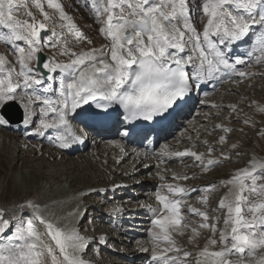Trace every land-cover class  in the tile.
I'll return each mask as SVG.
<instances>
[{"label":"snow or ice","instance_id":"1","mask_svg":"<svg viewBox=\"0 0 264 264\" xmlns=\"http://www.w3.org/2000/svg\"><path fill=\"white\" fill-rule=\"evenodd\" d=\"M31 3L40 11L43 22L28 10V0H0V29L7 30L0 31V42L10 47L19 65L18 69L11 65L6 68L0 57V107L19 100L24 126L30 127L39 116L35 134L56 129V146L60 148L81 141L70 118L79 115L78 110L85 105L94 103L102 109L97 113L101 119L111 115L109 109L115 107L128 121L150 122L171 115L170 110L186 102L201 83L251 75L239 65H264V0H88L99 32L109 43L82 52L73 51L69 44L92 41L61 3L47 0V7L58 13L60 23L45 11L42 0ZM21 8L31 22L18 18ZM49 26L50 35L42 40L41 31L49 30ZM57 28H66L67 32H57ZM69 35L75 39L70 41ZM241 46L249 48L243 54L249 59L232 55ZM45 47L71 57L70 63L56 60L55 53L41 63L38 54ZM7 124L0 116V126ZM224 141L225 137H220V142ZM168 149L165 144L160 155L194 157L205 171L216 163L213 159L205 162L202 153ZM120 150L124 151L122 147ZM208 151L211 154L214 150ZM164 162L159 159V163ZM250 165L224 182L236 191L230 189L232 198L225 196L219 202V209H226L223 229L208 223L211 217L207 212L187 206L190 214L200 218L198 226L191 228L189 242L200 236L199 229L212 233L195 254L194 264H264V185L257 184L264 179V163L253 160ZM159 178L165 180L163 175ZM173 179L188 177L174 175ZM163 187L167 193H154L161 207L147 206L153 213L151 225L158 230H150L152 260L158 264H192L187 258L193 254L178 247L173 238V233L185 235L192 223L182 213L189 191L179 185ZM203 191L207 193L208 189ZM200 202L206 205L207 195ZM25 209L30 211L28 217L22 215ZM161 241L168 247L157 254ZM98 243L106 244L107 240L101 237ZM89 244L77 230L64 231L48 220L41 206L32 201L17 205L9 218L0 209V264H42L46 256L50 264H90L83 258ZM140 251L148 249L142 247ZM169 252L182 253L183 260L179 255L167 256Z\"/></svg>","mask_w":264,"mask_h":264},{"label":"rangeland","instance_id":"2","mask_svg":"<svg viewBox=\"0 0 264 264\" xmlns=\"http://www.w3.org/2000/svg\"><path fill=\"white\" fill-rule=\"evenodd\" d=\"M57 2L61 3L71 20L83 33L88 34V38L92 41L91 44L86 42L77 45L69 44V47L72 48L73 51L82 52L94 47L99 49L101 46L97 47L98 45L101 43L106 44L105 41L107 40L99 32L100 25L96 23L90 11L88 0H57ZM28 3V10L33 13L37 21L43 22V16L40 11L32 5L31 0H28ZM42 3L45 11L50 15H54L57 22L60 23L58 13H56L54 9H49L47 7V0H42ZM24 12L25 9L21 8L18 13V18L31 22V18L24 15ZM56 30L57 32H67L66 28L63 30L57 28ZM0 31L6 32L7 30L0 29ZM49 35L50 26L49 30L41 31L42 40ZM74 39L73 36L69 35L70 41ZM42 52L46 53L50 59H52L55 53V59L60 62H68L71 60L69 56L60 55L55 48L45 47ZM12 53L13 51L10 47L0 42V57L3 58L6 54L11 57V61H14L12 64L18 65L16 57ZM34 63L35 62L32 63V66ZM18 68L19 65L17 66V69ZM245 71L251 73V75H246L243 80L244 82L237 85H235V83L225 85L213 95V97L207 99L197 108L196 112H198L199 115L195 116L190 124H187L185 131H183L180 136V138L183 137L182 139L173 136L170 138L171 141L168 140L169 143L172 141L174 142V145L169 144L168 150L170 152H176L187 145L186 147L192 151L197 150L203 153L207 159L218 158L221 160L216 166H210L207 171H205L199 163L194 164V162L197 161H192L191 164L193 165H191L188 161L190 158L186 159L187 162L184 161L183 158L179 159V161L172 162L169 160L170 157L160 156L161 149L164 146L163 143L155 150V154L158 153L160 158L156 159L155 156V158L152 159L155 160L154 167H149V164L145 167L146 164H143L144 160H142V165L140 167H145L148 171L145 174H141L142 168H138L139 174L130 176L132 175V171L140 164L137 163V159L135 160L134 156H130L124 161L122 158L120 161H116L109 157L111 154L115 153L114 149L107 148L106 146H98V151L95 149L94 154H91V158H94L91 161L83 157V155L86 156L87 154L67 156L59 152V156L52 152H58L59 149L51 145L45 146L43 144L40 145L39 143L25 141L24 138L22 139L20 136L18 137V135L12 133V131L5 129L7 128L6 126H0V134L2 133L6 137L5 142L0 144V209H4L6 218H9L12 216L13 212L16 211L17 205L25 201H32L41 206L42 214L48 220L59 226L58 223L61 221L63 213L66 215V212H68L67 210L70 208L69 205L71 204L66 202L62 205L56 204V206L54 205L51 207V203L45 204L42 196L44 184L47 180L53 179L52 189L59 184L66 183L69 191L72 192L73 199H75L74 201L79 200V203L85 206L87 210L89 206H91V209H89L88 214L82 222H71L59 226L64 231L75 229L92 241V245L83 255L85 260L90 261V264H158V262L152 260L153 244L150 235V230H158L153 229L151 223L148 222V225L147 222L142 221L148 213L144 208L149 210L147 207L148 205L151 207L155 204H157V206L159 205L155 200L154 193L157 190L167 193V188L163 187L164 185H179L189 191L186 206L182 208V213L185 219L192 223L189 225V229L185 235L180 236L173 233V238L178 247L193 254L189 256L187 260L194 264L196 253L193 248L202 249L207 240L212 237V233L208 229H199L201 233L200 236L193 242H189V236L192 235L191 228L198 226L200 218L190 214L187 206L207 212L211 217L208 223L216 224L218 229H223L226 210L219 209V202L221 198L229 195L231 186L226 185L224 182H221V180L234 176L243 169V162L247 160V155L242 152L243 148L256 149L260 155L259 148L251 136L253 133L258 135L260 125H264V65L252 66ZM0 74L3 75V73ZM240 80H242V78H237L236 82ZM238 88H242L241 91H236ZM17 102L20 104L19 100ZM234 102L243 104L244 110L235 112L230 110L228 106L230 103L233 104ZM217 104L221 105V107L217 108ZM3 108L4 106L0 107V111ZM223 116L225 117L223 118ZM228 117H230V120H237L231 123L227 120ZM242 118L249 119L251 124L248 126L237 124ZM223 128L230 129V131L225 132ZM240 128H242V130H240ZM245 128L247 130H245ZM222 136L225 137L223 143L220 142V137ZM201 139L204 141L206 140L209 146L212 147L211 149L214 148L211 154H209L208 151L210 147H207V144H201L200 142H203ZM259 141L262 150H264V137H259ZM234 145L236 147H233ZM250 152L255 153L254 151H249V154ZM197 153L199 154V152ZM153 157V155L150 156V159ZM161 158L165 160L164 163H159V159ZM193 160H195V158H193ZM157 165L159 166L157 167ZM161 175L165 177V180L162 181L159 178ZM174 175L177 177L187 176L188 179H173ZM15 177H18L19 182L21 178L25 179V185H23L21 189L15 190ZM149 179L153 182L149 183ZM116 180L121 183L122 186L126 187V193L124 190L120 191V193L123 192V196L113 197L110 193H98V190L101 191L106 189L107 186L117 184ZM247 183L250 184V181ZM209 184L215 187L209 188ZM257 184L264 185V179L258 180ZM198 185L200 186L197 187ZM93 189H96V191L90 194L89 191L91 192ZM204 189H208L207 193L203 191ZM82 192L83 195H79ZM95 193L99 195H94ZM137 193L139 194L136 195ZM169 195L170 198H174L171 197V194ZM204 195H207L206 205L200 202ZM245 195H248V193L246 192ZM47 199L46 201H48ZM253 199H255V197H253ZM158 207L160 208L161 206L159 205ZM119 208L121 210H118ZM138 209L141 210L137 212ZM132 210L136 212L134 213ZM126 211L130 212L127 216H124L126 219H122V213ZM100 213H104L105 216L100 215ZM133 213L135 215H133ZM118 214L122 215L118 217ZM22 215L23 217H28L30 211L25 209ZM108 216L113 219V222L116 217H118V221L120 222L118 223L117 220H115V223L111 225L112 221ZM136 216L140 218L138 221L134 219ZM145 224L148 226L145 227ZM127 227L128 230L126 232L123 231ZM40 230L43 231L42 228ZM111 232L114 237L109 235ZM125 233L128 234V236H126ZM115 234L117 235L115 236ZM108 236L110 237L107 238ZM131 236H133V238ZM101 237L106 238V244L98 243ZM218 237L219 233L217 232L216 238L218 239ZM44 239L54 247V242H52L49 237L45 236ZM122 240L124 242H122ZM137 241H139L140 244L137 243ZM116 242H119V244ZM135 242L137 243L136 246H134ZM140 246L148 249V251H140V248H142ZM166 247H168V245L165 242H159L157 254H160ZM218 249L219 245L216 246V250ZM134 251H136V253H134ZM56 255H59L58 250L56 251ZM178 255L181 257V260H183L182 253H167L169 257ZM42 264H50V257L46 256ZM159 264H163V262L161 261Z\"/></svg>","mask_w":264,"mask_h":264},{"label":"bare ground","instance_id":"3","mask_svg":"<svg viewBox=\"0 0 264 264\" xmlns=\"http://www.w3.org/2000/svg\"><path fill=\"white\" fill-rule=\"evenodd\" d=\"M72 38V37H71ZM73 39H74V36H73ZM71 40V39H70ZM97 49V48H96ZM246 53V52H245ZM243 56V55H242ZM4 57V56H3ZM10 58V57H9ZM244 59H249L248 57L246 56H243ZM246 59V60H247ZM11 61V58L8 59V60H5L4 59V62H5V67L7 68L9 65H12V61ZM70 63V62H69ZM213 97V96H212ZM39 103V102H38ZM20 105V104H19ZM21 107V105H20ZM22 108V107H21ZM23 110V109H22ZM88 106L85 105L83 106L81 109H79V115L77 116H74V117H71L70 118V123L71 121H77L78 119H80V116L83 115L84 113L86 114V112L88 111ZM35 123H34V126L35 128L34 129H28V130H25L26 127L24 126L23 123H20V124H7V125H4V127L6 126L7 128L5 129H8V131H12V133L18 135V137L20 136L22 139L24 138L25 141H30V142H35V143H39L40 145H45V146H53L57 149H59L58 152L56 151H52L54 154L56 155H59V152H61L62 154L64 155H67V156H75V155H80L82 150H83V147H80V144L78 142H73V143H70L69 147L67 148H60V147H57L56 145H58L59 141L56 140V136L58 134V131L56 129H48V130H44L43 132V135H37L35 134V129L36 127H38V120H39V116L35 117ZM78 122V121H77ZM191 122V121H190ZM73 126L76 127V122L75 123H71ZM185 131V130H184ZM181 135V132L179 133ZM172 134L169 133L168 134V137L166 139V142L164 144H170V145H174V142H168V140L172 137L171 136ZM180 135H176L177 137L176 138H180ZM112 137V138H111ZM110 140H95L93 142L94 143H97L96 145V151H98V146L99 145H103V146H106L107 148H112L114 149V152L113 154H111L109 157L110 158H113L115 159L116 161H120V159L122 158L123 161L126 160L127 158H129L130 156H134L135 159H139V165L132 171V175L130 176H133V175H138L139 174V169L138 168H142L141 170V174H145L148 170L145 168V167H140L142 165V160H144L143 164L145 163L146 165L149 164V167L150 166H153L154 167V164H155V160H152L155 158L156 156V159L160 158L159 157V154L156 153L154 151H152L151 149H148L151 147V142L149 143H146L145 147H147L146 150H142V151H138L136 150V148H134L133 145H131L130 143L127 142V140L125 139H122L124 137L122 136H117V135H114V136H111ZM5 136L1 133L0 134V144H2L3 142H5ZM183 137H181L180 139H182ZM42 142V143H41ZM201 144L205 145L204 142H200ZM99 144V145H98ZM119 145V147L117 146ZM208 146V145H207ZM213 146V145H212ZM121 147L124 149V151L122 152L120 149ZM50 148V147H49ZM93 150V149H92ZM108 150V149H107ZM185 150H191L189 149L188 147H182V149H180L179 151L180 152H183ZM51 151V150H50ZM110 151V150H109ZM108 151V152H109ZM192 151V150H191ZM154 152V153H153ZM38 154V153H37ZM91 154L93 155L94 154V151H91L90 153H87V155H83L84 158H88V160H93L91 158ZM154 156L153 158L150 159V156ZM251 156V161L255 160L256 162L258 163H264L262 162L261 160L258 159V157L256 156L255 153L253 152H250L249 154ZM60 156V155H59ZM161 156V155H160ZM187 159V158H190V160H188L190 163H192V161H196V160H193L194 157H191V156H185V157H176V156H171L169 158L170 161H179V159ZM149 159V160H147ZM163 159V158H161ZM147 160V161H146ZM137 161V160H136ZM250 162H248L246 168L250 167ZM92 163V162H91ZM69 167V166H68ZM72 169V168H71ZM64 171V170H63ZM150 177V176H149ZM21 181L19 182V179L18 177H15L14 178V187H15V190L16 189H21V187H23V185H25V179L21 178L20 179ZM53 179H49L45 182L44 184V192H43V196H42V199L45 201V204H52L51 207H53L54 205L56 206V204H60L62 205L63 203H70L71 205L70 208L67 210L68 213H66V215H64L63 213V216L61 218V221L58 223L59 226H62L68 222H75L77 223V220L80 219V215H83L85 214V212L83 211L84 210V207H81L82 205L79 203V200L77 201H74L75 199H73V196H72V192L69 191V188L66 186V183L64 184H59L57 185L56 187H54L52 189V181ZM156 180V179H155ZM154 180V181H155ZM228 181V180H227ZM147 182V180H146ZM153 182L151 179H149V183ZM231 186V191L232 192H235L236 189L233 188L232 185H229ZM124 188V186H122L121 184H113L112 186H107L106 189L104 190H101L99 191L98 190V193L99 194H103V192H110L112 193L113 191L116 192V191H122ZM19 191V190H18ZM93 191H96V189H93L91 190V192L89 191V193H93ZM98 193H95L94 195H97ZM98 194V195H99ZM139 193H137L136 195H138ZM79 195H83V192L80 193ZM115 195H120L119 194H115ZM229 196V195H228ZM120 197V196H119ZM126 197V196H125ZM48 198V199H47ZM229 198L231 199L232 197L229 196ZM46 199L48 201H46ZM79 203V204H78ZM159 206V205H158ZM157 206V204H155L152 208H155V209H158L159 207ZM50 207V206H49ZM65 208V207H64ZM66 209V208H65ZM139 210L141 209H138L137 212H139ZM145 211H147V216L144 218V220H142L143 222H149L151 223V219L153 218V213L149 210H147L146 208H144ZM226 210V209H225ZM135 215V214H134ZM137 217V216H136ZM134 218V219H140V218ZM79 223V222H78ZM148 223V225H149ZM148 225L145 224V227H147ZM139 226V224H138ZM143 227V226H142ZM119 240V239H118ZM141 242V241H140ZM145 242V241H144ZM140 244V243H139ZM137 243L135 242L134 243V246H136ZM142 247V246H140ZM198 250H201V249H198ZM131 253V252H130ZM129 253V254H130ZM134 253H136V251H134ZM133 254V252H132Z\"/></svg>","mask_w":264,"mask_h":264},{"label":"water","instance_id":"4","mask_svg":"<svg viewBox=\"0 0 264 264\" xmlns=\"http://www.w3.org/2000/svg\"><path fill=\"white\" fill-rule=\"evenodd\" d=\"M40 57L41 63L47 61V57L43 54H38ZM43 71V69H41ZM2 115L5 116L9 121L11 122H20L21 120V111L18 108V106L15 103L8 104L4 107V109L1 111ZM13 115H16V118H13Z\"/></svg>","mask_w":264,"mask_h":264}]
</instances>
